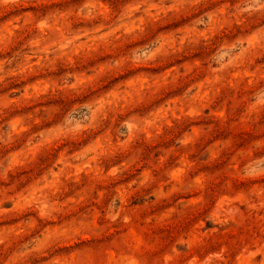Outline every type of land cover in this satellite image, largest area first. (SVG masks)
I'll use <instances>...</instances> for the list:
<instances>
[{"label":"rangeland","instance_id":"1","mask_svg":"<svg viewBox=\"0 0 264 264\" xmlns=\"http://www.w3.org/2000/svg\"><path fill=\"white\" fill-rule=\"evenodd\" d=\"M0 264H264V0H0Z\"/></svg>","mask_w":264,"mask_h":264}]
</instances>
